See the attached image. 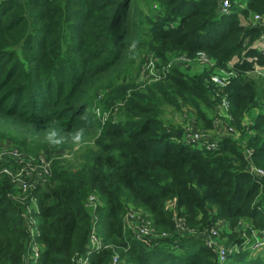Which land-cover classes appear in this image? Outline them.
Here are the masks:
<instances>
[{
	"label": "trees",
	"instance_id": "1",
	"mask_svg": "<svg viewBox=\"0 0 264 264\" xmlns=\"http://www.w3.org/2000/svg\"><path fill=\"white\" fill-rule=\"evenodd\" d=\"M230 2L229 12L222 13L221 0H0V9L7 8V26H0V91L9 90L0 99V140L7 141L0 149L42 150L52 161L46 183L24 192L0 172V264H73L86 250L93 225L102 245L88 264H110L114 254L121 264H218L190 229L219 227V219H246L264 230V178L248 171L245 158L250 150L253 164L264 169V94L256 95L254 81L233 76L225 86L239 142L225 136L217 149L207 151L184 143L159 118L162 107L178 109L182 99L198 117H205L201 106L216 112L206 94L215 90L208 85H214L210 74H186L187 68L174 61L178 55L194 58L204 52L225 68L237 58L232 69L239 74L255 65L264 68V51L256 46L264 25L246 24L250 13L264 16V0ZM28 30L33 33L26 37ZM150 53L173 66L165 77L147 83L136 81L137 70L131 80L145 88L127 94L122 81L128 63ZM4 55L13 61L11 68H3ZM55 78H72L73 89L53 86ZM15 88L20 95L32 89L49 99L54 93L51 111L44 112L45 104L42 114L27 117L25 100L11 99ZM118 101H124L122 112L110 116L93 144H83L77 135L87 128L83 121L99 129L94 109L104 111ZM253 107L258 111L243 126ZM212 116L204 119H213L214 126ZM76 142L84 146L72 159L46 152ZM90 194L102 203L94 211L84 207ZM130 206L150 218L158 237L124 229ZM32 219L39 232L36 260L28 259ZM245 251L224 264H264Z\"/></svg>",
	"mask_w": 264,
	"mask_h": 264
},
{
	"label": "built area",
	"instance_id": "2",
	"mask_svg": "<svg viewBox=\"0 0 264 264\" xmlns=\"http://www.w3.org/2000/svg\"><path fill=\"white\" fill-rule=\"evenodd\" d=\"M230 0H221V11L222 13H228L230 8ZM249 22L259 23L262 22L264 25V20H262L261 16L258 14H253L249 18ZM261 39L264 40V35L261 36ZM176 64H188L187 62H191L196 66L202 65L203 67H208L213 65L211 59H209L204 52H198L194 56V58H189L184 55H178L174 59ZM186 62V63H185ZM159 59L153 53H150L147 57L143 65L137 72L136 81L138 83H147L151 81H157L163 77L169 71L170 67L173 66L172 62L167 63V65H162L159 70ZM235 75L234 71H224L221 70L219 73H214L210 77L211 83L218 87H225L229 84L230 78ZM230 103L227 98L223 99L220 103V110L222 112V116L229 118ZM182 128L179 130L181 132L180 139L190 145H197L201 148H204L207 151L215 150L220 146L221 139L210 140L206 135H204L201 131H199L195 124H193L190 118H187V115L184 114V119L182 120ZM217 120L215 125L217 124ZM225 136L232 135L238 138V133L233 127H227L226 130L224 128ZM251 151L245 150V158L248 162L247 169L248 171L259 178H264V169L256 167L251 160ZM10 161L8 165H2L3 162ZM51 164L52 161L45 154H37L30 155L27 153H22L15 147L10 148H2L0 149V172L8 175L11 180L16 184V187L19 191L24 192L29 188L35 189L37 185H44L48 180L51 173ZM100 206L99 198L96 194H90L86 197L84 201V207L90 211L96 210L97 207ZM35 207V200L32 205ZM166 208H172V203L168 202L166 204ZM134 211V212H132ZM132 214L135 217V226L131 228L127 224H125V218L127 215ZM30 218H32L30 216ZM94 220L96 218L94 217ZM29 221V220H28ZM28 224V233L30 236L29 239V254L28 259H36L39 256L40 247L36 240V236L39 235L37 227L35 225L34 220H30ZM137 222V224H136ZM180 222V220H179ZM182 222V220H181ZM183 226V224H181ZM180 227V232L184 233L186 229L184 227ZM130 228L131 231L139 237H147L154 238L159 235L155 232L150 218L145 215L142 211L134 210L131 206L128 208L127 213L124 216V229ZM189 231V230H188ZM192 234L191 231H189ZM221 231L216 226H212L210 228H205L202 231L196 232V236L198 237L207 248H209L217 258L218 264H224L226 259L231 253L238 252L240 249V244L242 246H246L248 244V239L243 235L241 242H236L228 246L220 237ZM257 244L254 245L253 250L256 247L264 244V234L260 233L259 236L256 237ZM240 243V244H239ZM102 245V239L98 236V233L93 225L89 236H88V244L84 253H77L74 258L73 264H88L89 257L93 250H98ZM110 264H121L118 260V255L114 254L110 261Z\"/></svg>",
	"mask_w": 264,
	"mask_h": 264
},
{
	"label": "rangeland",
	"instance_id": "3",
	"mask_svg": "<svg viewBox=\"0 0 264 264\" xmlns=\"http://www.w3.org/2000/svg\"><path fill=\"white\" fill-rule=\"evenodd\" d=\"M154 7V6H153ZM7 11L6 7H3L0 9V26H7V24L3 23V20L5 18V13ZM256 14V13H250L249 17H248V23L249 22V18L251 15ZM260 16L262 18H264V16H262L260 14ZM241 17V16H240ZM242 20V18H241ZM244 20V19H243ZM242 20V21H243ZM247 21V20H246ZM33 33V31L28 30L26 37ZM10 37H13L14 34L12 31H9L8 33ZM34 36V35H33ZM60 46L64 47V43L61 44ZM256 46L261 50L264 51V40L261 39L258 40L256 42ZM1 58V57H0ZM5 55L2 57L1 62L4 65L3 68H11L13 61H8V58L4 59ZM146 57L144 56H137L134 57L129 63H128V67L126 68V78L123 79L122 81V86L125 87V90L127 91V94H132V93H139L140 91H142L145 86H141L140 84H135L134 82H132L131 78L132 76L135 74V72H137V70H139L141 64H143L145 62ZM237 58L233 59L232 62H227L225 63L226 68L223 67V65H221V62H216L211 66L208 67H203L202 65H194L191 64V62H187L188 64L183 65L179 63V65L181 67H186L187 69L184 70V72L186 74H189L190 76H194L195 74H204V73H209L210 77L212 74L214 73H219V71L224 70V71H234L235 75L234 77L238 76V78L242 77L245 78L246 80H253L255 83V93L256 95L260 96L262 94H264V68L259 67L257 65H255V69L251 70V71H247L243 74H239L238 72H236L235 70L232 69V65L234 64V61ZM186 63V62H185ZM159 65H163L160 63L159 60ZM161 69V66H159V70ZM68 73H66L65 75H67ZM75 74H80L78 70H75ZM82 77H85L87 74L83 73ZM167 74H165L166 76ZM81 77V78H82ZM233 77V76H232ZM231 77V78H232ZM230 78V81H231ZM95 78L89 79L87 81H85V86H88V84L86 82H89V86H91V84H93V82L95 81ZM73 82L74 80L72 78L69 79H63V78H55L54 81L52 82V85L54 86L55 84H63L64 86H66L68 91H71L73 89ZM211 83V81H209ZM208 85L210 86V88H214V93L213 91L208 92L206 91L207 94V99L208 101L215 106L213 112H210L209 109H207L206 107L209 106H201L200 108L202 109V112L205 114V117L203 116H197L195 110L189 106L184 99H182L180 101L179 107L178 109H176L174 106L172 105H165L164 107H162V110L159 114V118L162 120L163 124L170 128L171 130H175V131H179L182 128V124H183V119H184V114L187 115V118H190L193 122V124H195V127L201 131L204 135H206L210 140H214V139H222L223 136L219 135L221 133L224 132V128L226 130L227 127H233V124L231 123V119L223 117L221 114V110H218V106L220 107V103L223 99L226 98V94H225V90L227 89L226 87H218L216 85L211 86L209 83ZM43 86H46V84L44 83ZM75 86V85H74ZM108 92L110 91V88H107ZM101 92V91H100ZM107 92V93H108ZM143 92V91H142ZM9 93V90L7 89H3L0 91V99L2 97H4L6 94ZM19 94V96L17 95ZM31 94H33L34 96H31ZM15 95V96H13ZM12 95L11 99L15 100L16 97L18 99H16V101L18 102V100H20V98H22L23 100H25V103L27 105V117L32 118L33 115H38L37 112L42 114V106L46 105V109L44 112H49L51 111L52 107H51V101L55 98V94H52L51 99H49L47 96L45 97H39L37 94L32 93V89H28L26 91H24L21 95L19 93V90L17 91V88L14 89V94ZM106 94H104L103 97H105ZM21 96V97H20ZM258 96H256L255 101L257 102L258 100H260L258 98ZM102 97V98H103ZM101 98V97H100ZM98 100V99H97ZM49 101V102H48ZM48 102V103H47ZM124 101H118L115 104H113L110 108L102 111V110H98L97 108L94 109L95 112V116L97 114V112L99 113L98 118L101 119V126L99 129H96L93 125H90L91 123L88 121H83V123L86 125L87 128H84L80 131H77V135L80 137V139H83L85 141H83V144H93L94 141H96V138H98V133L100 131H102V129L106 126L107 121H110L111 117L110 116H115L117 117L122 109V105H123ZM210 108V107H209ZM79 110H84V108L82 109L81 106H78ZM258 111V107H253L252 110L247 113L245 115V118L243 120V126H247L250 124L251 120H252V114L256 113ZM34 112V113H33ZM213 113L212 118L214 117L215 121H214V126L212 123L213 119H210V123L208 122V119H204V118H209V116H211ZM220 114V115H217ZM217 120V124L215 125V122ZM236 129V128H235ZM85 132V136L82 135V133ZM241 139V137H238V139H234L237 142H239ZM239 140V141H238ZM7 144L6 140H0V147L4 146ZM83 144L76 142L74 143L71 147H67L65 149H60L58 147H54L52 146V148H50L48 151H46L47 153L53 154L55 152H61L64 153V158L66 159H72L73 154H76L78 152V150H80L82 148V146H84ZM243 144V142H242ZM42 150H38L36 152H32V153H27L30 155H35V154H42L41 152ZM100 205H102V203L100 202ZM132 207V206H131ZM133 208V207H132ZM134 209V208H133ZM137 211H141L138 209H134ZM32 211L34 212V208H32ZM134 212V211H132ZM127 213V212H126ZM125 213V214H126ZM218 222H220V225L218 227V229L221 231L220 233V237L225 240L226 244L228 246H231V244H234L236 242H240L243 237V235L245 236V238L248 239V244L246 246H242L240 243V249L238 252H234L231 253L229 257H233L235 254H238L240 251L244 250L246 248L251 250V255L248 253L246 257L251 258V259H256L258 257H260V260L262 262H264V244H261L260 246L256 247L255 250H253V247L255 244H257L258 242L256 241V237L260 235V233L264 234V230H260V229H256L253 227L252 223L246 219H243V221H238V220H234V221H226V220H222L219 219L217 220ZM125 224H127L128 226H130L131 228H134L135 226V217L132 214H129L126 216L125 218ZM137 224V222H136ZM205 229V228H204ZM204 229H190L191 232H199L202 231ZM127 231H131L130 228L126 227ZM195 239L200 240L198 237H196ZM243 240V239H242ZM205 245V244H204ZM247 252V251H245ZM227 258V259H228ZM38 259V258H36ZM34 259V260H36ZM226 259V260H227ZM90 260V257H89Z\"/></svg>",
	"mask_w": 264,
	"mask_h": 264
},
{
	"label": "crops",
	"instance_id": "4",
	"mask_svg": "<svg viewBox=\"0 0 264 264\" xmlns=\"http://www.w3.org/2000/svg\"><path fill=\"white\" fill-rule=\"evenodd\" d=\"M261 41V40H260ZM219 135H222L223 137H225V132H223V133H221V134H219Z\"/></svg>",
	"mask_w": 264,
	"mask_h": 264
},
{
	"label": "water",
	"instance_id": "5",
	"mask_svg": "<svg viewBox=\"0 0 264 264\" xmlns=\"http://www.w3.org/2000/svg\"><path fill=\"white\" fill-rule=\"evenodd\" d=\"M177 135L180 136L181 135V132L180 131H177Z\"/></svg>",
	"mask_w": 264,
	"mask_h": 264
}]
</instances>
